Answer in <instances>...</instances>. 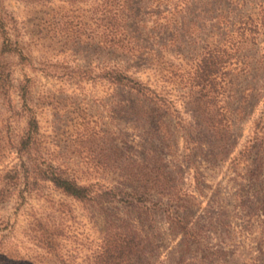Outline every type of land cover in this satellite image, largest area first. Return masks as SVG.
<instances>
[{"label":"rangeland","instance_id":"374dc122","mask_svg":"<svg viewBox=\"0 0 264 264\" xmlns=\"http://www.w3.org/2000/svg\"><path fill=\"white\" fill-rule=\"evenodd\" d=\"M102 2L0 0V264H104L126 234L135 255L108 264H264V0H173L163 45L147 38L158 1L135 0V38H107ZM215 45L229 57L205 84ZM114 64L161 101L112 85Z\"/></svg>","mask_w":264,"mask_h":264},{"label":"trees","instance_id":"16d2710c","mask_svg":"<svg viewBox=\"0 0 264 264\" xmlns=\"http://www.w3.org/2000/svg\"><path fill=\"white\" fill-rule=\"evenodd\" d=\"M156 1H158L156 8L149 12V16L153 19L152 22L156 26L158 33H149L147 38L151 37L158 39V36L166 34L168 38H166V40H162L161 45H163L165 41L167 44H172L177 39L179 41V38H177L178 34L170 31L171 26L179 23L180 21L177 19L174 20L172 16V13L177 9L178 5L174 4L173 6V3L171 2L173 0H154V2ZM134 2L135 0H103L102 5H105L104 10L109 23L107 28L109 29V34H107V38H135L134 36H136V32H130V28L132 29L133 26H140V24L143 23V20L138 14V11L134 8ZM180 9L182 11L183 8ZM211 18L213 21H216L217 19L216 16ZM118 21L125 22V27L127 28H124L123 31H120V29H118L119 25H116ZM128 24H132L133 26H128ZM142 36H144V34ZM111 47H119L120 49H123L124 51L126 50L127 52L133 51L134 49V47L130 44V40L122 42L119 41L118 43L113 41L111 42ZM206 49L207 48H205V50ZM205 53V57L202 58L198 67L201 71L202 77L205 78L204 83L210 84V79L212 78L211 76H215L217 74L219 69H217V67L222 68V66H224L226 61L223 59L229 57V55L222 51L221 47L217 45L209 47ZM106 77H108V81L112 85L124 88L130 93L135 94V96L144 98L152 104H157V102L161 101V99H159L155 91L150 86L138 81L132 75H129L127 68H119L117 64L111 65L108 72L106 73ZM23 99H25L24 96ZM28 126L29 130L21 141V146L25 149L30 146L33 140V135L38 131V122L36 119L30 118L28 121ZM157 176L155 174H151L150 178L158 180L159 176L158 178ZM134 177H137V175H134ZM44 179L49 181L54 186V188L62 192V194L76 201L85 202L95 200L96 195L93 196L92 187L79 185L75 180L57 168H49L47 172H45ZM99 195L100 194L97 196ZM129 196L137 201L144 197L150 199V195L146 192L141 194L139 192H133L132 194H129ZM181 229L183 236L187 237L190 234V230L187 228L182 226ZM135 239V236L132 234H126L121 241L115 244L114 253L112 254L113 256L107 257V260L104 262V264L110 263V260H122L126 263H129L132 257L135 255V252L133 251L136 245H139ZM14 262V264H25L20 260Z\"/></svg>","mask_w":264,"mask_h":264}]
</instances>
